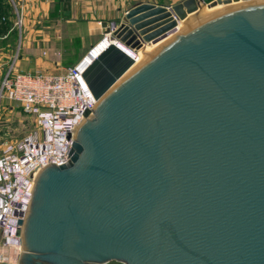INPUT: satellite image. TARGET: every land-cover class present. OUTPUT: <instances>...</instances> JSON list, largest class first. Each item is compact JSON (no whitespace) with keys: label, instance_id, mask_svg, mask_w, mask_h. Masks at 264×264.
Listing matches in <instances>:
<instances>
[{"label":"water","instance_id":"obj_1","mask_svg":"<svg viewBox=\"0 0 264 264\" xmlns=\"http://www.w3.org/2000/svg\"><path fill=\"white\" fill-rule=\"evenodd\" d=\"M112 37L84 72L95 116L19 219L20 264H264V0L137 2Z\"/></svg>","mask_w":264,"mask_h":264},{"label":"built area","instance_id":"obj_2","mask_svg":"<svg viewBox=\"0 0 264 264\" xmlns=\"http://www.w3.org/2000/svg\"><path fill=\"white\" fill-rule=\"evenodd\" d=\"M118 25L111 21L104 37L112 36ZM86 56L60 72L23 71L15 57L2 74L0 103H18L33 127L21 137L6 140L0 149V264L19 263V219L30 206L36 179L46 166L69 161L74 131L85 113L94 111L97 99L84 77L89 65ZM133 56L137 61L138 52Z\"/></svg>","mask_w":264,"mask_h":264},{"label":"rangeland","instance_id":"obj_3","mask_svg":"<svg viewBox=\"0 0 264 264\" xmlns=\"http://www.w3.org/2000/svg\"><path fill=\"white\" fill-rule=\"evenodd\" d=\"M180 1L182 0H125L124 5L152 2L171 6ZM10 13L11 26L0 24V54L16 55L21 52L34 57L46 51L56 49V52L60 49L67 56L80 53L85 56L104 37L107 30L94 20L83 18L81 11L77 16L78 11L72 10L71 3L67 0H18L15 5L12 4ZM20 20L22 24L19 23ZM120 21L117 20L118 23ZM5 31L8 32L7 35ZM1 77L2 74L0 80ZM32 127V120L24 114L18 103L10 100L0 103V149L6 140L21 137ZM107 264L124 263L109 261Z\"/></svg>","mask_w":264,"mask_h":264},{"label":"crops","instance_id":"obj_4","mask_svg":"<svg viewBox=\"0 0 264 264\" xmlns=\"http://www.w3.org/2000/svg\"><path fill=\"white\" fill-rule=\"evenodd\" d=\"M17 1L18 0H0V24L4 23L5 25L11 26L12 21L9 20L11 15L10 12L12 4L15 5ZM124 1L125 0H68V2L71 3L72 10L78 11L77 16L81 11L83 18L94 20L98 24L99 21H101V26L103 28H107V25L113 20H122L126 11L133 6H125ZM7 33L5 31V35H7ZM55 50L46 51V53L34 57L21 52L16 55L2 53L0 54V74L5 73L15 57L16 66L20 70H44L49 72L63 71L65 68L77 64L84 57L82 53L67 56L63 54L60 49H58L60 52H55ZM89 58L88 55V59Z\"/></svg>","mask_w":264,"mask_h":264},{"label":"bare ground","instance_id":"obj_5","mask_svg":"<svg viewBox=\"0 0 264 264\" xmlns=\"http://www.w3.org/2000/svg\"><path fill=\"white\" fill-rule=\"evenodd\" d=\"M236 3H242V1L240 2H236ZM226 7V5H217L215 7L209 8L207 6H201V8L199 9V11L197 13L194 14H189V16L184 19V20H180L179 21V26L178 29L181 30L183 29L187 24L189 23H193L195 21V18L197 15L200 16H205L211 13H214L215 11H220L222 9H224ZM173 35V34H172ZM170 37V36H169ZM169 38H165L157 43H151V44H145L141 49L138 50V59L136 64H134L132 66V68L129 70L131 71L132 69H134L136 66H138L139 64H141L144 59L146 58V55L148 52L151 51H155L162 43H164L165 41H167ZM115 38H113L112 36H106L103 37L97 44H95L91 49V53H87L86 55V59L87 61L90 63L92 62V60L97 57L100 52L106 48L111 42H114ZM90 49V50H91ZM88 55H89V59H88ZM128 73V72H127ZM99 106V101L97 100V103L95 105V107ZM93 117V113H91L89 116H85L82 121L79 123V125L76 127L75 131H74V136L78 137V134L80 132L81 127L86 123V121H90L91 118ZM32 204V203H31ZM31 204L28 208V210L26 211L25 216L27 217L29 215L30 212V208H31ZM23 238V237H22ZM23 244H24V239H22V251H23ZM22 254V253H21Z\"/></svg>","mask_w":264,"mask_h":264},{"label":"trees","instance_id":"obj_6","mask_svg":"<svg viewBox=\"0 0 264 264\" xmlns=\"http://www.w3.org/2000/svg\"><path fill=\"white\" fill-rule=\"evenodd\" d=\"M67 2H68V0H67ZM69 3V2H68Z\"/></svg>","mask_w":264,"mask_h":264}]
</instances>
